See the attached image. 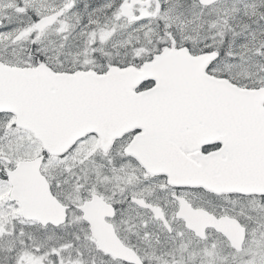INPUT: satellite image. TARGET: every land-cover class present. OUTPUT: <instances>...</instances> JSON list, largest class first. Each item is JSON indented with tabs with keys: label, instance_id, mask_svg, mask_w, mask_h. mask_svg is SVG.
Wrapping results in <instances>:
<instances>
[{
	"label": "snow or ice",
	"instance_id": "snow-or-ice-1",
	"mask_svg": "<svg viewBox=\"0 0 264 264\" xmlns=\"http://www.w3.org/2000/svg\"><path fill=\"white\" fill-rule=\"evenodd\" d=\"M0 264H264V0H0Z\"/></svg>",
	"mask_w": 264,
	"mask_h": 264
}]
</instances>
